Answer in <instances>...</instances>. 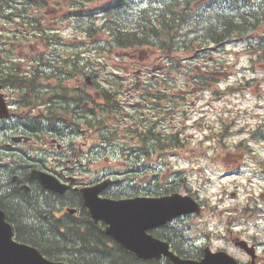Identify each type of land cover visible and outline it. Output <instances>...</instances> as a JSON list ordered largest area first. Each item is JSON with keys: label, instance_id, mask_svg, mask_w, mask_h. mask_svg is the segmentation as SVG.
<instances>
[{"label": "rangeland", "instance_id": "obj_1", "mask_svg": "<svg viewBox=\"0 0 264 264\" xmlns=\"http://www.w3.org/2000/svg\"><path fill=\"white\" fill-rule=\"evenodd\" d=\"M66 1L69 3H84L87 9H95L106 2V0ZM126 9L130 11L129 8ZM61 15H57V22L60 21L58 17ZM94 20L96 25H99V22L103 24L100 18L96 20L93 16V23ZM91 21V18L84 17L83 22L79 23L80 27L76 30H74V23L76 22L74 19L72 20L73 23L68 21V25L64 22L65 29L61 34L62 39L67 41L64 48L52 46L45 49L36 46L38 37L34 36L24 38L21 46L17 45L18 41L13 39L10 45L14 48L16 56H12V62L18 63V57L22 55V58H24V68L32 72L35 69L36 63H28V59L26 61V58L32 59L33 57H38L42 51L52 58H57V54L64 58L63 55L77 51L76 42L73 41L76 38L77 42L84 44L96 52L95 57L102 60L101 62L105 67H101L102 74L96 78V83L104 85L84 89L83 93L89 99L93 100L96 105H100L101 101L99 97L104 95L100 93L101 88L106 89L105 87H108L104 83L105 77L108 73L114 71L119 74L120 77L118 78L123 83V87L119 89V93L122 94L120 98H117L119 103L126 102L128 97H130L131 104H140L143 101V103L149 104L150 100L148 98L141 97L144 95V90H133V87L137 84L145 87L147 83H153L155 80L153 75L141 76L143 77L141 80L134 79V72L149 67L151 60L140 61L138 63L137 58L136 61H130L118 49L104 48L101 37L93 32V30L91 37L85 32H80L81 28L90 29L89 22ZM3 25L7 32H11L15 26L14 22L3 23L0 18V31L3 29ZM69 26L71 27L69 28ZM4 35L7 34L5 33ZM6 48H10V46L7 45ZM246 48L240 47V45L223 47L218 56L214 53H212L213 56L210 55L208 50H211V48H209L207 52L205 50V53L200 58L191 56L185 58V56H180L182 61L179 67L170 71L164 70V76H168L172 83L168 82L164 86V90L167 89L165 93L169 98L165 97L163 101H160V105L164 104V109L168 110L167 117L164 119L162 125L166 127L164 130L167 133L166 135L178 132L181 135V144L176 149H167L165 151V154L169 155L164 159V164L168 169L159 168L157 164L147 165L148 171L155 172L161 180L164 175V179L167 180L165 182L166 186H154L151 190L147 191L144 190V187L138 188L140 194L143 192L160 193L165 192L169 184L173 183L174 185H170L172 190H174L173 192L189 194L198 201H201L206 205V210L203 214L180 221L179 224L182 227L179 228V234L182 236V239L194 247L204 248L207 246L212 250L224 248L240 261H245L243 254L224 239L227 236V229H231L235 235L239 236L247 233L249 236L258 237L260 240L264 238V220L262 221L258 218L261 211H258L252 219L236 224L238 211L246 203L252 204V202H255L254 197L258 198L260 204L264 200V197L261 198L259 196L261 192L264 193V177L261 176V173L264 174V140L259 141L261 136L264 137V74L254 75L253 78L255 80L247 84L246 79L249 77L238 73L241 63L245 64L243 58L239 59V55ZM55 49L57 50L56 53L54 52ZM30 50L36 52L31 53ZM179 55H177V59ZM90 56L79 61H84L85 63L92 58ZM63 58H60L59 61L61 62ZM229 63L238 64V68L235 69V65L231 68V70L234 68L233 76L222 78L219 88L221 94L224 93L225 89L229 88H234V91L232 90L231 93H227L221 99H215L209 95L207 91L208 87L203 89L205 92H201L199 87H194V76L204 71L209 73L210 69L219 70L222 67H227L226 64ZM91 67L94 66H89V68ZM86 70L88 71V68ZM50 73V70H48L47 74L49 75ZM161 80V78H157L158 85ZM43 81L44 86L49 87V80ZM241 82L243 84L240 87H236ZM119 83L120 81H117V84ZM155 88H162L161 83L159 87ZM212 88L215 89V87ZM128 89H131V91H127ZM137 95L139 96L138 99ZM91 109L95 108L91 106ZM123 110L125 113L126 111L127 113H131L126 107H123ZM184 112L185 114H183ZM96 113L100 115V111ZM86 119L93 122L92 126H89L85 120L81 135L75 137L68 136L63 140L67 144L72 143L76 149L81 147L83 152L87 151L92 142L95 141L96 143L97 141L96 137L89 136V134H93L89 132L93 131L94 127H97L94 123L95 118L89 116ZM106 123L112 124L109 121H106ZM221 134L224 136L221 137ZM184 136L190 139L187 141L183 138ZM133 140L138 152L141 150L140 154H144L145 149L142 147V141L139 139ZM125 142L122 140L117 141L119 144ZM91 151L98 152L95 149H91ZM148 152L150 159L156 157V153H152L149 150ZM140 154H135L136 159L127 160V164L132 166L133 170L138 169L136 161L143 156ZM109 156V161H103L104 157H100L99 162L106 167H116L118 170L120 167H127L124 163V157L127 159L128 154L122 156L121 161L118 160V156L115 158L111 155ZM149 157L145 156L144 159L146 160ZM142 172V175L140 173V175L135 177H148L144 176L148 173L146 168H142ZM121 190L124 191V189ZM232 193H235L234 198L230 197ZM32 209L36 210V208ZM25 211H28V207ZM187 249L193 253L198 252V249ZM85 259L87 260L89 257H85Z\"/></svg>", "mask_w": 264, "mask_h": 264}, {"label": "trees", "instance_id": "obj_2", "mask_svg": "<svg viewBox=\"0 0 264 264\" xmlns=\"http://www.w3.org/2000/svg\"><path fill=\"white\" fill-rule=\"evenodd\" d=\"M143 1L145 0H106L99 9L93 10V14H102L105 16L102 29L104 30L103 32L106 33L105 37H107L103 40L104 48H115L124 52L142 47L153 49L157 47L168 57L169 62L174 64L176 62L175 54L179 48L178 45L181 40L185 39L190 31H197L200 29L201 40L206 41V43L213 42L218 44L228 38L230 34L239 32L242 27L239 15H233L234 4H236L234 0L231 2L229 0H211L206 2L203 8L199 9L193 8V4L196 0H146V2L156 1L165 6L163 8V14L164 17L168 16V20L161 21L163 16H161L160 12V22L155 28L152 27L150 22V10H141L137 12L125 10L126 5L131 6L133 9L135 5H140ZM39 3L40 0H0L1 22L10 23V20H13L14 16L22 15L25 16L26 19L16 18L17 22L15 23L27 27L30 24L31 28H34L38 23V27L40 26V22L32 19L29 10L33 7L39 8ZM120 8L122 9L121 11ZM7 12L8 14H6ZM174 24L176 26H174ZM183 27L187 28L186 32L182 30ZM55 41L59 45H56L57 48H64L67 44L66 41L59 39L57 35ZM42 42L44 43L45 40H42ZM75 45L77 51L71 52L68 55H63L64 58L62 61L56 62L55 65H53L54 62H51V60H47L46 62V56L41 55L38 60H34L36 66L34 67L35 72L31 79L27 77L19 78L18 75L14 73L15 79L17 82H24L25 85L35 83L39 85V87H42L44 84V77L45 80H49L51 87H57L55 89L56 94L49 99L80 102L82 100L81 96L78 97L72 94L71 97H68V93H73L74 90L67 87H78V83L80 85V79L83 75H90L95 78L96 68H98L97 70H101V67H104V65L101 62L102 60L95 57L97 53L93 50H91L93 54L90 56L92 58L89 61L85 63L84 61H79L80 59H84L85 55H83V53L90 51V49L88 47L79 48L80 45H83L81 43H76ZM40 60L41 63L38 67ZM46 66L52 68L49 75L46 74ZM89 66L94 67L89 68ZM87 68L88 71L86 70ZM12 75L13 73L11 72L5 74V76L0 75V80L3 81V79H6L7 85H13L14 83L10 79ZM115 79L117 78L114 77L111 72L106 81V85L111 87V90L109 92H103V99L109 103H114V105L117 92L112 91V87H115ZM96 87H99V85L96 84ZM32 88L35 89V87ZM175 142L176 140L169 139L170 146H173L172 144H175ZM28 211H25V214H27ZM44 222L46 225L41 222V226H39L40 230L36 231L31 230L29 226L25 225L24 227H26L27 230L17 235L21 237L24 242H32L34 246L41 250L45 257L53 260L56 252H54V248L50 247V245L56 246V237L55 233L51 235V233L45 232V230L49 231L51 229V224L48 220ZM74 236L75 239L73 241L67 240L64 243L58 244L59 247H63L62 252H64V254L66 249L77 247V245L71 244H81L83 241L95 240L93 237L82 236L78 233ZM40 240H45L47 242H41ZM91 249L93 252H89L92 250L85 251L84 253H82L81 250L78 251L77 256H79V259L77 263L73 264H100L99 262L103 264H137L136 260L121 248L112 249V252H109L107 248H105L103 255L102 252L97 249L95 243H91ZM108 253H110V255H108ZM85 257H89L91 260H86Z\"/></svg>", "mask_w": 264, "mask_h": 264}, {"label": "flooded vegetation", "instance_id": "obj_3", "mask_svg": "<svg viewBox=\"0 0 264 264\" xmlns=\"http://www.w3.org/2000/svg\"><path fill=\"white\" fill-rule=\"evenodd\" d=\"M2 56L3 53L0 52V58ZM8 70L9 64L3 61L0 75L5 76ZM15 72L16 68L12 70L13 75L10 77L13 85H7L6 79L0 80V93L4 98L7 114L9 113L0 118V212L4 215V221L11 227L13 241L34 247L32 242H24L17 235L27 230L25 225H32L30 229L33 231L40 230L38 220L28 213L25 214V208H29L34 201H45L59 210L51 217L45 216V219L51 220V229L45 232L51 235L55 233L57 244L50 245L54 252L62 249L58 244L67 241L71 235L67 230L60 232L56 229L60 223L71 222L91 237L98 235L100 240L104 226L101 222L94 223L90 219L78 189L103 181L105 174L93 172L79 159H76L75 164L69 165V161H66V158L70 157L69 147L59 139L58 124L55 122L54 111L60 110V104L54 99H47L48 96H54L56 91L41 92L36 84L25 85L24 82H17ZM17 75L23 78L21 73ZM41 111H48L50 114L40 115ZM38 173L51 178L59 188L66 187L63 193L44 189L40 181L33 176ZM156 230L163 233L165 228ZM76 244L79 243L71 245ZM78 251V247L66 249V252L75 258L77 255L73 253ZM58 259L73 261L70 257L59 255ZM259 259L261 263L264 257L260 256Z\"/></svg>", "mask_w": 264, "mask_h": 264}, {"label": "water", "instance_id": "obj_4", "mask_svg": "<svg viewBox=\"0 0 264 264\" xmlns=\"http://www.w3.org/2000/svg\"><path fill=\"white\" fill-rule=\"evenodd\" d=\"M6 115V105L0 94V116ZM38 178L46 188H53L46 177ZM100 190L97 187L82 191L91 217L95 221L103 220L108 225L106 234L138 258L159 259L163 255L173 264H238L226 253L213 254L208 248L200 261L181 259L169 251L167 243L155 240L146 233L148 229L163 225L177 216L199 214L202 208L191 197L174 193L160 198L102 200L97 197ZM3 222L4 215L0 212V264H65L46 259L36 248L13 242L11 228ZM237 245L245 247L242 242Z\"/></svg>", "mask_w": 264, "mask_h": 264}, {"label": "bare ground", "instance_id": "obj_5", "mask_svg": "<svg viewBox=\"0 0 264 264\" xmlns=\"http://www.w3.org/2000/svg\"><path fill=\"white\" fill-rule=\"evenodd\" d=\"M103 5V4H102ZM100 5V6H102ZM75 6H76V3H75ZM126 8H129L130 11H133L132 10V7L129 6V5H126ZM58 108V104L55 105V109ZM36 208V210H33L32 208ZM59 212L58 209L54 208L53 206L51 205H48L47 203L44 202H37V201H34V204H31L30 205V211L28 212V215L33 217L35 220H38V221H51L49 219H45V216L46 217H51L52 215H55ZM75 231H78V229H74ZM75 239V236L73 234H71L68 238L69 241H73ZM91 243H94V241L92 240H87V241H83L81 242V251L82 253H84L85 251H89V250H92L91 249ZM85 245V246H83ZM89 252H93L92 251H89ZM87 260H91V258L87 259ZM100 264H103L102 262H99Z\"/></svg>", "mask_w": 264, "mask_h": 264}]
</instances>
